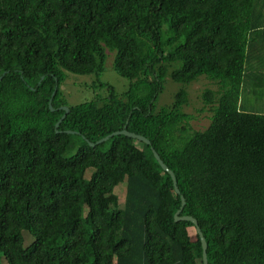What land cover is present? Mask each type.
Here are the masks:
<instances>
[{"label": "trees", "instance_id": "16d2710c", "mask_svg": "<svg viewBox=\"0 0 264 264\" xmlns=\"http://www.w3.org/2000/svg\"><path fill=\"white\" fill-rule=\"evenodd\" d=\"M109 54L122 91L101 79ZM66 72L102 93L70 103ZM201 77L215 88L196 130L183 108ZM168 81L182 88L157 106ZM252 82L262 94L264 0H0V264H202L194 225L174 220L181 196L208 264H264V113L240 105ZM123 129L149 145L96 144Z\"/></svg>", "mask_w": 264, "mask_h": 264}, {"label": "rangeland", "instance_id": "374dc122", "mask_svg": "<svg viewBox=\"0 0 264 264\" xmlns=\"http://www.w3.org/2000/svg\"><path fill=\"white\" fill-rule=\"evenodd\" d=\"M111 61L112 54H109L108 59L106 61V70L103 72L101 79L109 81L112 85H114L117 91H122L127 86V80L125 78H122L112 70ZM66 73L68 78L62 88L67 93H69L70 103L75 104L83 102L91 99L93 96H95L96 93H102V91L100 90L93 91L92 89H87L88 86H79V84L84 81L86 82L85 85L90 84V76L73 74L70 72ZM180 87L181 85L179 83L168 81L164 86L163 92L158 97L156 103L157 106H164L169 104L172 100L173 93H175ZM208 87L215 88V86H213L207 79L201 77L197 81L189 84L186 88L188 91L189 100L188 105L183 108V111H186L187 113H190L193 116V119L191 120L190 124L191 127L196 130H203L209 124V112L206 109L202 110L203 103L201 99V92ZM251 98L252 96L248 98L247 102L245 103V106L250 110L261 109L258 105L259 100ZM122 173V170H116L111 172V174ZM117 193L120 197L123 195V186L120 189H117ZM188 232L191 236L195 235V229L192 227L188 229ZM22 233L24 237V245L26 246L31 242L32 237L26 231H23Z\"/></svg>", "mask_w": 264, "mask_h": 264}, {"label": "water", "instance_id": "95a60500", "mask_svg": "<svg viewBox=\"0 0 264 264\" xmlns=\"http://www.w3.org/2000/svg\"><path fill=\"white\" fill-rule=\"evenodd\" d=\"M49 107L50 109H52L51 107V101L49 102ZM62 110H64V114L61 116V118L57 121V123L55 124V128L58 127L59 123L62 121V119L64 118L65 114L68 112V108L66 106H63L61 107ZM67 133H73L71 131H66ZM115 134H123L127 137H130V138H133V139H136L142 143H145L147 145H149V140H147V138H145L144 136L142 135H138V134H135V133H132V132H129L127 131L126 129H123L121 131H116V132H113L109 135H106L105 137L99 139L96 144H99V143H102L104 141H107L110 137H112L113 135ZM90 145H94V143H91ZM151 152H152V155L153 157L155 158V160L157 161L158 165L161 167L162 170L166 171L169 173L171 179H172V182H173V187H174V190L176 193L179 192L178 188H177V185H176V180H175V176L173 174V172L171 170H169L167 168V166L163 163V161L160 159L159 155L157 154V152L155 150H153V148L151 147ZM185 201L183 199V197L181 196V208L183 207ZM181 208L178 209L175 213H174V220L175 221H181V220H184V221H190L194 227H195V231H196V234L199 236V240H200V243H201V247H202V264H208V261H207V256H206V247H207V244H206V241L201 233V230L198 226V222L197 220L192 217V216H188V215H183L181 216L180 215V212H181Z\"/></svg>", "mask_w": 264, "mask_h": 264}, {"label": "crops", "instance_id": "0c3cea01", "mask_svg": "<svg viewBox=\"0 0 264 264\" xmlns=\"http://www.w3.org/2000/svg\"><path fill=\"white\" fill-rule=\"evenodd\" d=\"M255 87L254 83L252 82V84H248L245 85V87H243L242 92H241V96H240V105L244 108L245 110L249 111V112H255V113H264V92H262V94H256V93H252L250 92L249 88ZM251 99H258L259 103L258 105L260 106L261 109H257V110H250L249 108H247L245 106V103L247 102L248 98L251 97ZM252 107V106H251ZM254 107V106H253Z\"/></svg>", "mask_w": 264, "mask_h": 264}]
</instances>
